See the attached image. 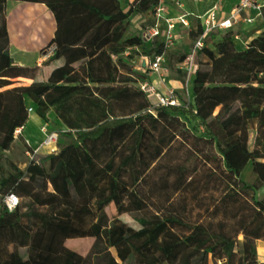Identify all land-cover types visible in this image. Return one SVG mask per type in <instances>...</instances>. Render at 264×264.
Here are the masks:
<instances>
[{"label": "trees", "instance_id": "obj_1", "mask_svg": "<svg viewBox=\"0 0 264 264\" xmlns=\"http://www.w3.org/2000/svg\"><path fill=\"white\" fill-rule=\"evenodd\" d=\"M7 1L0 0V153L25 126L28 101L45 122L53 108L67 130L56 128L59 150L47 165L32 159L0 177V194L20 200L11 211L0 204V264H264L256 251L264 241V197H256L264 190V27L243 49L232 31L214 50L204 41L193 101L151 112L129 57L118 56L132 46L151 55L141 35L124 33L128 18L153 15L157 0H133L127 10L119 0H12L41 4L53 17L63 63L46 81L12 64ZM260 14L264 24V6ZM189 28L195 40L202 33L198 21ZM17 78L33 83L13 86ZM250 130L254 147L233 165L228 155L246 146ZM248 163L254 184L240 177ZM128 193L147 207L134 212ZM113 206L133 213L138 227L109 220ZM85 237L94 242L84 256L64 244Z\"/></svg>", "mask_w": 264, "mask_h": 264}, {"label": "rangeland", "instance_id": "obj_2", "mask_svg": "<svg viewBox=\"0 0 264 264\" xmlns=\"http://www.w3.org/2000/svg\"><path fill=\"white\" fill-rule=\"evenodd\" d=\"M120 4L122 6H125L126 0H119ZM125 2V3H124ZM26 5H29V8L26 7ZM31 5V6H30ZM43 6V5H42ZM7 7V14L8 17L11 19V25H15V19L20 17V14L23 12H29L30 14H34L35 9L38 10V7L35 4H29V3H23V2H17V1H7L6 3ZM34 9V10H33ZM42 11H45L47 14L45 15L42 13L39 20L42 22V28H44L41 31L43 34H41V38H44V40H47L50 38L52 31H53V17L50 14V12L46 11V8L41 7ZM261 15V14H260ZM258 18V19H257ZM252 23H245L240 22L236 28L234 29H228V30H222V31H214L212 32V36H208L205 39V44L214 50L215 44L221 40V37L228 31L233 32V41L237 49H243L245 48L247 42H243V38L245 34H248L250 31L254 30L255 28H258L259 25H262V29L264 27L263 21L260 19V16L257 17ZM198 20L196 18H192V22L194 26L196 25V22ZM29 22H32L30 19ZM28 22V23H29ZM27 23V22H26ZM47 23V25H46ZM153 24V20L151 17V14L149 12L145 13H137L133 14L128 18V22L126 25V31L124 33V37L127 36H135V35H146L148 34L150 26ZM29 29V28H26ZM190 28H184L183 26L180 27L178 30V33L176 35V38L174 39V42L172 45H169L168 47H163V53L165 55V61H166V71H165V79L162 84L167 83L170 80H179L181 84H183L182 88L179 90H176V95L181 99V101L185 104L189 103V93H188V80L189 77L180 72L178 69V63L180 60L184 57L186 53L190 50L192 47L194 41H195V30H193L192 33L189 32ZM235 34H239V37H235ZM20 34L17 32V36ZM20 37V36H19ZM145 47L152 48L153 52L150 56L155 54L157 50L160 48V44L162 43V37H148L143 38ZM248 41V40H247ZM41 41H38L40 43ZM12 44L9 46L10 54H11V60L12 64L16 66H23V67H30L34 69L32 71V74H34L36 81H46L50 71L63 63V58L60 54V52L57 50L56 45L54 43H49L44 46H42L38 51H31L22 48L18 43H16V40L12 39ZM33 50V49H32ZM150 56H146L143 52V49L141 46H132L125 50L123 54H121L118 57H121L122 59H125L126 57L128 59V67L131 68L134 78L137 79V82L135 83V86H139V82L146 80L148 77V69L143 68V63L145 60H148ZM118 57H113V61L117 63ZM19 60L17 61V59ZM198 61V60H197ZM198 63V62H197ZM192 77V75L190 76ZM146 78V79H145ZM33 83V80L30 78H17L13 82V86L22 85V86H31ZM31 107L33 109V112L31 115L35 116V119H30V122L27 126L25 136L21 137L19 134L17 137H15V140L9 150L3 151L0 153V177L7 176L12 171V165H16L20 167L21 169H25L27 164L32 160H36L39 163H42L44 165H47V161L45 160V157L50 155L51 153L58 152L59 145L58 142L56 144V149L53 152H50L49 150H46L44 147H39L40 142L42 140V133L39 132L40 127L44 124L47 125L49 130L56 131L57 127H60L62 130H67L66 126L57 119V116L53 110V108H50L47 116L48 121L45 122L41 118H39L35 114V106L28 101V108ZM35 114V115H34ZM190 116V123H195L193 117L191 114ZM30 117V114H29ZM29 119V118H28ZM258 119L264 121V112L260 113L258 116ZM37 123V125H36ZM197 123V122H196ZM255 137L256 132L255 131H249L248 132V141L246 143V146L243 147L241 145L236 146L228 155L229 161L236 165L240 158L249 150H251L254 147L255 144ZM38 148L37 152L33 155L32 149ZM29 152V154H28ZM240 177L247 181L250 184H254L255 182V175L252 172L251 164L248 163L245 168L241 171ZM256 197L258 199H261L264 197V190H256ZM5 195L0 194V204H4ZM126 202L131 203L132 207L134 209V212L143 210L147 207L146 203L142 201L138 196L128 193ZM105 212L109 218V220L113 218H118L120 221L124 222L126 225L137 228L138 224L134 220V214L130 212H124V213H118L116 207H106ZM87 244V241L83 238H76L72 239L71 245L73 246H79L80 248H83Z\"/></svg>", "mask_w": 264, "mask_h": 264}, {"label": "built area", "instance_id": "obj_3", "mask_svg": "<svg viewBox=\"0 0 264 264\" xmlns=\"http://www.w3.org/2000/svg\"><path fill=\"white\" fill-rule=\"evenodd\" d=\"M199 2L201 0H193ZM175 3L179 8L181 4L178 0H157V4L153 11L154 24L149 28L148 34L142 35L143 38H154L162 37V43L165 47L172 45L174 39L176 38L177 26L181 25L183 27H190L192 22L189 21V17L196 18L202 28L201 35L194 41L192 47L185 54L182 61L178 63V69L180 72L186 74L189 78L194 75L197 68L196 55L197 51L203 47L205 39L214 31L228 30L232 28L231 18L223 19L219 15L218 3H213L205 11L199 14L192 12H183L176 16H170L169 4ZM264 6V0H239L238 4L234 8L232 16H243L242 20L245 23H252L254 18L250 15L252 11L256 14H260V8ZM162 24L164 25L161 29ZM143 68L148 69L147 79L139 82V88L144 92L149 98L153 97L155 103L149 111L154 112L155 108L165 107L169 105H181L183 102L176 95V91L173 88H167L165 92H162L158 88V84L164 82L165 71H166V61L164 53H155L145 60L143 63ZM154 75V76H153ZM28 113L31 114L33 109L29 107L27 109ZM23 127L17 128L15 130V137L21 133ZM40 131L43 135L40 145L46 150L53 152L56 149V144L58 141L59 133L57 131L49 130L47 125L41 126ZM38 148L32 149V154L34 155ZM29 154V152H28ZM19 198L14 194H9L5 196L4 204L8 210H13L19 204Z\"/></svg>", "mask_w": 264, "mask_h": 264}, {"label": "crops", "instance_id": "obj_4", "mask_svg": "<svg viewBox=\"0 0 264 264\" xmlns=\"http://www.w3.org/2000/svg\"><path fill=\"white\" fill-rule=\"evenodd\" d=\"M132 1L133 0H126V3L124 2L125 6H122V4H121L122 9L127 10L129 3ZM178 1L181 4V8H179L175 3L169 4L170 5L169 6L170 16H176V15L183 13V12H186V11L192 12L195 14H199V13H202L203 11H205L207 8H209L210 5H212L213 3H218L220 17L223 19L232 17L231 18V22H232L231 30L236 28L240 22H244L242 20V17L244 15L243 16H237V15L232 16L234 8L238 4L239 0H201L199 2H195L193 0H178ZM17 2H21V1H17ZM29 4H34V3H29ZM35 5L40 6V7H38V10L35 9V11H33V12H35L39 16H41L42 13H44L45 15L47 14L45 11H42L41 7H43V6L41 4H35ZM26 7L29 8V5H26ZM27 14L30 15L29 12L21 13L18 20H17V18L15 19V25H14V23H13V25H11V19L8 17L7 7H6L7 29H8V34H9V38L11 41V45L13 46V44H12L13 36H14V39L16 40V43H18V45H20L24 49L31 50V51H34V50L38 51V49H40L42 46L49 44V43H53L52 37H53V31H54V21H53V25H52L53 31H52L50 38L47 40H44V38H41V34H43V32L41 31L42 27H40V30H39L38 27H34L32 25L33 21L29 22L30 20H28V21H26L27 19L24 20V18ZM250 15L254 18V20L259 16L261 19V15L254 13V11H252L250 13ZM152 16L153 15H151V17ZM152 20H153V17H152ZM38 21H39V24H41L40 20H38ZM189 21L192 22V17H189ZM153 24H154V20H153ZM163 27H164V25L162 24L161 29H163ZM180 27H182V26L181 25L177 26L176 35H177ZM26 28H29V29H26ZM184 28H189V27H184ZM31 29L34 31L32 32ZM261 30H262V25L261 26L259 25L258 28H255L254 30L250 31L248 34H245L244 38H243V42L244 41L248 42L251 38L257 36L261 32ZM17 32L20 34L19 35L20 37L17 36ZM235 37H239V34H235ZM38 41H41V42L38 43ZM18 60H19V58L17 59V61ZM193 77H194V75L189 78L188 85H187V88H188L187 90L189 93V101L190 102L193 101V96H192V80H193ZM157 86H158L160 91L165 92V90L169 87L175 88L176 90H179L180 88H182L183 84H181V82L179 80H173L172 79L165 84L160 83ZM149 99H150L152 104L155 103V99L153 97H151ZM32 118L35 119V116L30 114V117L27 120V122H26L25 126L23 127L19 136H21V137L25 136L27 126L30 122V119H32ZM36 125H37V123H36ZM251 131H254V130H251ZM39 132L41 133L40 130H39ZM83 239H85L87 241V244L83 248H80L79 246L71 245L72 239H66L64 244L66 247H68L71 250H74V251H76L79 254L84 256L88 253L90 247L92 246V244L94 242V238L93 237H85ZM256 251H257L258 260L261 262H264V241L263 240H260V239L256 240Z\"/></svg>", "mask_w": 264, "mask_h": 264}, {"label": "bare ground", "instance_id": "obj_5", "mask_svg": "<svg viewBox=\"0 0 264 264\" xmlns=\"http://www.w3.org/2000/svg\"><path fill=\"white\" fill-rule=\"evenodd\" d=\"M41 16H39V15H37L36 13H34V14H30V15H26L25 16V18H24V20L25 19H27L26 21H28V20H32L33 22H32V25L34 26V27H38L39 28V30H40V27H42L43 25H42V22H41V20H40V23L41 24H39V18H40ZM46 25H47V23H46ZM44 28H42V30H43ZM31 31L33 32L34 30H32L31 29ZM44 32V31H43ZM28 38V37H27Z\"/></svg>", "mask_w": 264, "mask_h": 264}]
</instances>
